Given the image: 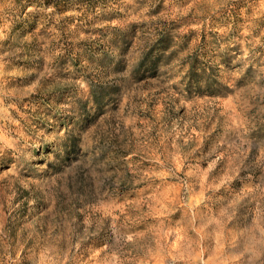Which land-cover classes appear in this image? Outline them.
<instances>
[{"label":"rangeland","instance_id":"rangeland-1","mask_svg":"<svg viewBox=\"0 0 264 264\" xmlns=\"http://www.w3.org/2000/svg\"><path fill=\"white\" fill-rule=\"evenodd\" d=\"M0 264H264V0H0Z\"/></svg>","mask_w":264,"mask_h":264}]
</instances>
